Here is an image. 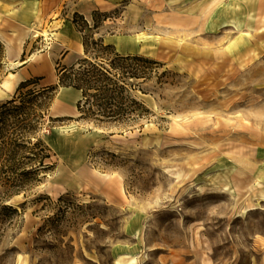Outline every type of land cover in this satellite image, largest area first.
I'll return each mask as SVG.
<instances>
[{"label": "rangeland", "instance_id": "obj_1", "mask_svg": "<svg viewBox=\"0 0 264 264\" xmlns=\"http://www.w3.org/2000/svg\"><path fill=\"white\" fill-rule=\"evenodd\" d=\"M15 3L0 0V33L32 30L17 59L0 39V103L24 79L56 84L59 63L84 55L82 33L64 25L76 12L93 25L100 11L88 33L163 64L134 80L151 113L133 127L78 119L74 92L58 89L59 118L41 132L53 166L34 185H0V212L18 209L0 215V264H264L257 0H66L40 20Z\"/></svg>", "mask_w": 264, "mask_h": 264}, {"label": "trees", "instance_id": "obj_2", "mask_svg": "<svg viewBox=\"0 0 264 264\" xmlns=\"http://www.w3.org/2000/svg\"><path fill=\"white\" fill-rule=\"evenodd\" d=\"M99 14L100 11L93 12V25L78 12L72 18L83 36L84 55L70 65L58 62L56 84L31 87L42 77L22 80L12 98L0 103V185L12 187L13 191L34 185L53 166L46 163L51 147L41 132L59 118L49 113L61 87L81 91L78 119L99 126L133 127L149 117L151 109L141 97L149 92L134 80L150 79L155 66L163 63L140 54L122 53L104 37L88 33L87 30L97 27ZM5 210L18 211L13 205L3 204L0 215Z\"/></svg>", "mask_w": 264, "mask_h": 264}, {"label": "crops", "instance_id": "obj_3", "mask_svg": "<svg viewBox=\"0 0 264 264\" xmlns=\"http://www.w3.org/2000/svg\"><path fill=\"white\" fill-rule=\"evenodd\" d=\"M6 1L7 3L12 4V5L14 4V2H16L14 6L17 7L18 12L28 13V14L29 12L32 14L35 13V18H36V16L39 15V13L41 12L42 6L44 7L43 9L44 12L50 13L52 10L54 11L55 7H57L60 2H64L66 0H6ZM104 1L107 2V0H96V3L100 5L99 3H104ZM99 8H100L99 6L94 7V9H99ZM256 13L257 14L261 13L262 15H264V0H257ZM66 21L67 23L64 25L66 28L70 29L74 23L70 19H67ZM74 40L75 41H73V44L74 43H76V45L80 44L81 37L80 38L78 37ZM73 44L71 43V40L70 41L67 40V42H65V46H64L65 49L62 53L63 58H66L67 56H69L70 51L68 50L70 47L74 46Z\"/></svg>", "mask_w": 264, "mask_h": 264}, {"label": "bare ground", "instance_id": "obj_4", "mask_svg": "<svg viewBox=\"0 0 264 264\" xmlns=\"http://www.w3.org/2000/svg\"><path fill=\"white\" fill-rule=\"evenodd\" d=\"M36 19L40 20L41 15H37ZM31 30H32L31 27L18 28L12 32V36H6L2 32L0 33V39L5 43L7 51L10 53L14 51L15 53L13 56L14 59H17L23 52V47H24L26 38L30 34ZM36 34H37V31H36ZM11 75H15V73L11 72ZM21 77L22 75L19 74V76L17 77V80H19ZM11 82L12 80H8V81H5L4 84L8 86L11 84ZM61 90H72L74 92V104L76 107L77 101L81 98V91L73 87H61ZM54 129L57 132H62L64 130L63 127H55ZM98 173H99L98 177L103 180H107L112 176L111 173H102V172H98Z\"/></svg>", "mask_w": 264, "mask_h": 264}]
</instances>
